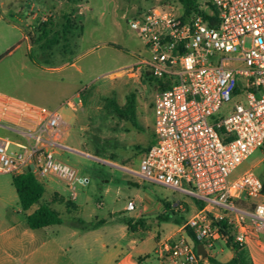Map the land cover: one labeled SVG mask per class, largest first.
Here are the masks:
<instances>
[{"label": "rangeland", "instance_id": "374dc122", "mask_svg": "<svg viewBox=\"0 0 264 264\" xmlns=\"http://www.w3.org/2000/svg\"><path fill=\"white\" fill-rule=\"evenodd\" d=\"M194 1L209 11V0ZM151 8L181 14L182 1L0 0V93L57 110L66 128L61 142L71 149L54 148L55 157L74 168L77 178L68 185L37 176L42 197L22 211L12 176L0 175V264H115L125 254L140 264H157L155 238L158 242L175 232L195 212L193 197L132 173L151 142L154 95L160 89L155 87L159 81L127 73L146 54L127 22ZM77 92L82 104L73 111L63 103ZM236 102L224 104L216 116L227 115ZM110 103L132 106L133 119L117 116ZM0 136L22 141L15 127H4ZM246 171L264 183V151L255 150L230 178ZM128 201L134 210L125 209ZM40 204L59 212L61 224L44 231L63 244L64 252L58 255L48 243L16 261L19 231ZM97 221L102 224L90 226ZM47 249L51 256L44 254ZM207 252L202 264L233 255L223 244Z\"/></svg>", "mask_w": 264, "mask_h": 264}, {"label": "built area", "instance_id": "2783aa9c", "mask_svg": "<svg viewBox=\"0 0 264 264\" xmlns=\"http://www.w3.org/2000/svg\"><path fill=\"white\" fill-rule=\"evenodd\" d=\"M208 3L216 11H208L213 23L198 13L182 18L162 8L127 22L146 52L128 75L164 86L154 95L152 143L132 173L199 203L159 241L158 264H202L207 250L221 242L244 249L264 245V183L251 171L230 178L255 150L264 151V0ZM232 99L237 102L228 114L216 116ZM81 104L78 92L63 103L73 111ZM0 115L22 137L0 136V175L30 170L68 185L77 179L76 170L55 157L54 148L70 149L60 143L64 122L57 110L0 94ZM125 209L134 210V203Z\"/></svg>", "mask_w": 264, "mask_h": 264}, {"label": "trees", "instance_id": "16d2710c", "mask_svg": "<svg viewBox=\"0 0 264 264\" xmlns=\"http://www.w3.org/2000/svg\"><path fill=\"white\" fill-rule=\"evenodd\" d=\"M182 1V12L181 17L187 18L191 14H200L204 20L213 23L216 21L215 15H209L206 10L201 9L194 0H181ZM208 10L214 11L215 9L208 3ZM160 90L164 86L160 83L156 86ZM112 111L120 118L131 120L132 118V106L130 105L126 108H120L114 103H110ZM152 143V139L150 144ZM149 144V145H150ZM149 147V146H148ZM147 147V148H148ZM12 185L15 189L18 202L22 211H26L32 205L37 204L42 197L44 192L42 184L36 179L34 174L27 170L17 176H12ZM199 206V203L195 201ZM161 220H167V216L160 214L158 216ZM62 220L60 214L57 210L51 208L47 204H40L32 213L26 215L25 223L29 229H40L46 228L52 225L61 224ZM181 223V222H180ZM102 224V223H99ZM228 245L233 250V258L225 264H251L246 261V255L244 248L228 243ZM212 263H216L211 260Z\"/></svg>", "mask_w": 264, "mask_h": 264}, {"label": "crops", "instance_id": "0c3cea01", "mask_svg": "<svg viewBox=\"0 0 264 264\" xmlns=\"http://www.w3.org/2000/svg\"><path fill=\"white\" fill-rule=\"evenodd\" d=\"M1 95H4L6 97H9L17 102H20V103H27V104H30L26 101H20V100H17V99H14L6 94H3V93H0ZM32 105V103H31ZM44 107V106H42ZM56 110V109H54ZM5 120V117H3L2 115H0V130H3L4 127H13L12 125H10L9 123H7ZM14 128V127H13ZM18 132V129L15 128ZM66 131V128L62 127V135L63 133ZM19 133V132H18ZM62 135H61V138H60V143L61 145H64L61 140H62ZM67 146V145H65ZM68 148H70L69 146H67ZM71 149V148H70ZM76 209V206L73 205ZM54 209V208H53ZM56 210V209H55ZM100 222H95V223H91L90 226L91 227H96L99 224ZM182 225V223H179V226ZM53 226V225H52ZM178 226V227H179ZM47 228V227H46ZM46 228H40V229H29L28 227L27 228H21V230L19 231V234H18V239L16 242V247H17V251H19V254L20 256L19 257H15V260L16 261H19L21 262L22 259H27L29 258V255H32L34 254L35 252H37L40 248H43L45 247V245H47L48 243H50V245H52L54 247V251H56L59 255V253L63 254L64 252V248H63V244L62 243H59L58 241H56L54 238L50 237L49 234H47L44 229ZM135 229V228H134ZM131 226H128L127 227V230L128 231H131L134 233V230ZM178 229V228H177ZM126 230V231H127ZM139 232V231H138ZM132 234V233H131ZM124 235H129L127 234V232L124 234ZM170 235V234H169ZM162 240V239H160ZM159 240V241H160ZM159 241L157 242L156 241V238H155V244H156V247L158 246V243ZM219 244H223L227 247H229L231 249V247L228 245V244H224V243H219ZM27 248H30V251L28 252V254H24V255H21L22 253L25 252V250H27ZM232 250V249H231ZM222 251V248L220 249V252ZM245 255H246V261L251 263V264H264V245L261 246H257L253 243H250L248 244L245 249ZM18 253V252H17ZM51 250H46L45 251V255L48 257V256H51ZM232 253H233V250H232ZM234 255V253H233ZM233 255L230 257L229 260L227 261H223V262H215L214 264H225L227 263L228 261H230L232 258H233ZM213 259H208V261H211ZM53 264V263H52ZM115 264H140L139 261H136L135 259H131L129 258L126 254L123 255L121 258L118 259V261H116ZM158 264V262H157Z\"/></svg>", "mask_w": 264, "mask_h": 264}, {"label": "water", "instance_id": "95a60500", "mask_svg": "<svg viewBox=\"0 0 264 264\" xmlns=\"http://www.w3.org/2000/svg\"><path fill=\"white\" fill-rule=\"evenodd\" d=\"M197 253H200L203 257L205 255L203 250H202V248H201V246H197Z\"/></svg>", "mask_w": 264, "mask_h": 264}]
</instances>
